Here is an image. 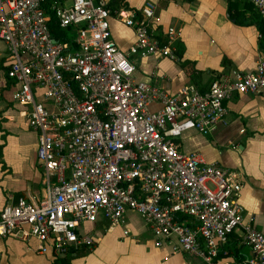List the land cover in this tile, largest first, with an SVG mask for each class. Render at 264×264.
<instances>
[{"label": "built area", "instance_id": "obj_1", "mask_svg": "<svg viewBox=\"0 0 264 264\" xmlns=\"http://www.w3.org/2000/svg\"><path fill=\"white\" fill-rule=\"evenodd\" d=\"M247 1L264 19V0ZM109 2L0 0L12 100L28 106L43 189L36 200L18 196L2 206L0 238L33 237L39 253L57 258L72 246H93L83 226L99 215L118 224L134 211L155 246L206 264H264V233L244 221L242 184L179 143L189 130L207 135L224 123L234 93L264 89V55L253 70L220 74L203 90L189 84L168 93L135 72L138 57L178 59L179 29L167 26L164 40L156 37L152 1L138 16L116 9L135 33L123 50L111 34ZM53 18L75 29L74 45L52 37ZM239 228L251 254L223 260L219 252Z\"/></svg>", "mask_w": 264, "mask_h": 264}, {"label": "crops", "instance_id": "obj_2", "mask_svg": "<svg viewBox=\"0 0 264 264\" xmlns=\"http://www.w3.org/2000/svg\"><path fill=\"white\" fill-rule=\"evenodd\" d=\"M146 1L156 4L157 26L179 29L177 42L184 50L178 59L138 57L137 80L153 83L168 93L189 84L203 90L220 74L233 76L253 70L257 58L264 55L258 47L257 28L233 22L227 0H124L126 5L116 9L138 11ZM116 9L110 13L111 34L119 47L127 50L135 33L123 18L115 16ZM6 55V45L0 41V209L18 196L36 200L43 190L42 169L36 156L37 132L28 125V106L12 100L17 86L7 76ZM225 105L224 123L207 135L189 130L179 143L183 150H198L206 161L220 164L242 184L239 202L244 221H252L264 233V89L234 93ZM83 230L94 245L87 254L73 257L70 264H206L198 256L172 252L168 244L155 246L150 231L134 211H127L124 222L118 224L99 215ZM225 244L240 256L251 254L240 228L229 234ZM37 245L33 237L0 238V264H52L56 258L39 253Z\"/></svg>", "mask_w": 264, "mask_h": 264}, {"label": "trees", "instance_id": "obj_3", "mask_svg": "<svg viewBox=\"0 0 264 264\" xmlns=\"http://www.w3.org/2000/svg\"><path fill=\"white\" fill-rule=\"evenodd\" d=\"M192 1V0H187ZM228 7V15L233 22L239 25H254L259 32L258 39V47L261 51L264 52V19L259 15L256 8L247 0H227ZM121 5H126L124 0H110L107 5V9L111 13L114 9L118 8ZM134 14L138 16V11H134ZM49 29L52 34V37L57 41L69 42L70 45H74L73 37H74V28L72 27H60L58 23L53 18L49 22ZM156 37L161 40H164L163 30L160 26L156 27ZM176 54L179 58L182 57L184 47L180 42L176 44ZM224 59L222 62H224ZM181 64H184L181 62ZM1 149L2 145H0V162H1ZM20 195V194H17ZM94 245V243H93ZM93 246L89 247L87 245H78L70 247L64 256L59 255L56 259L53 260L52 264H70V260L79 255L87 254ZM227 251L226 253H224ZM224 255H231L233 259L240 260L245 257L240 256L234 248H231L230 245L225 244L223 249L219 252V257L222 258Z\"/></svg>", "mask_w": 264, "mask_h": 264}, {"label": "water", "instance_id": "obj_4", "mask_svg": "<svg viewBox=\"0 0 264 264\" xmlns=\"http://www.w3.org/2000/svg\"><path fill=\"white\" fill-rule=\"evenodd\" d=\"M65 254H61V256H64Z\"/></svg>", "mask_w": 264, "mask_h": 264}, {"label": "rangeland", "instance_id": "obj_5", "mask_svg": "<svg viewBox=\"0 0 264 264\" xmlns=\"http://www.w3.org/2000/svg\"><path fill=\"white\" fill-rule=\"evenodd\" d=\"M74 34H75V31H74Z\"/></svg>", "mask_w": 264, "mask_h": 264}]
</instances>
